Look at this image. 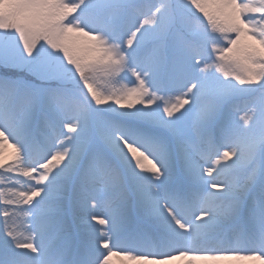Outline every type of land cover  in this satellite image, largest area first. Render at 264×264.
I'll list each match as a JSON object with an SVG mask.
<instances>
[{
	"label": "snow or ice",
	"instance_id": "6c2138e0",
	"mask_svg": "<svg viewBox=\"0 0 264 264\" xmlns=\"http://www.w3.org/2000/svg\"><path fill=\"white\" fill-rule=\"evenodd\" d=\"M0 264H264V0H0Z\"/></svg>",
	"mask_w": 264,
	"mask_h": 264
}]
</instances>
